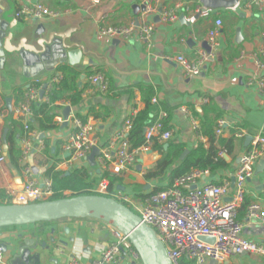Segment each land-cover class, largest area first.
<instances>
[{
	"label": "crops",
	"instance_id": "obj_1",
	"mask_svg": "<svg viewBox=\"0 0 264 264\" xmlns=\"http://www.w3.org/2000/svg\"><path fill=\"white\" fill-rule=\"evenodd\" d=\"M33 1L44 4L60 16L42 21L19 20L15 17L19 0H0L6 4L2 18L9 26L4 45L10 51L4 68L0 66V104L10 112L7 120L0 122V158H4L0 163V205L11 204V191L23 190L26 165L31 166L39 179L50 177L51 172L69 175L83 169L99 186L105 177L96 165L91 166L89 162L80 168L62 170L67 155L63 152L61 138L67 136L68 131V127H63V113L69 107L68 101L61 100L52 105L58 106L52 109L56 115L57 129L41 133L39 139L33 141L35 152L26 164L19 161L14 163L12 150L8 142H4L5 130L9 133V126L15 121L17 135L13 142L21 150L23 126L15 120L11 111L21 102L25 89L34 80L40 81L39 88L44 91L58 75L62 76L61 84L65 77L61 68L78 74L76 86L82 93V101L79 105H70L74 115L84 121L96 122L101 146L107 145L114 134L122 129L133 109L139 113L146 108L144 95L149 89L154 93L151 100L152 118L157 121L161 112L168 113L165 123L173 130V138L159 146L163 147V151L153 150V147L152 154L148 152L142 155L126 172L111 179L109 194L112 197L126 196L124 194L135 190L138 184L146 187L147 193H155L158 188H170L173 184L170 174L179 164L178 161L161 178L149 180L147 174L156 170L158 161L170 146H182L189 151L186 156L200 145L207 150L211 148L209 132L216 138L214 147H219V140H231L228 147L221 148L228 166L216 172L210 171L200 185L233 184L242 155L253 147L256 137L264 138V97L256 84L249 86L253 80L257 82V79L264 77V6L250 7L249 0H238L235 7L203 12L201 0H159L157 13L146 17L156 27L152 47L148 48L137 34L128 40H106L99 36L98 29L100 26H138L145 11L143 8L155 6L156 0H99L98 5L91 0ZM160 10L174 12L178 16L177 21L162 22ZM217 21L222 22L220 47L205 63L199 77L183 78L176 58L185 56L195 60L199 53L206 51L203 46ZM61 36L71 49H82L84 56L92 61L91 65L70 67L59 64L53 70H46L45 65L54 63L57 53L56 47L51 48L52 40H60ZM41 44L50 50L48 59H37V55L46 51ZM32 53L37 54L35 58ZM96 74H103L108 79L107 92L90 84V76ZM8 99L11 100L10 107ZM154 99L156 102H153ZM189 114L199 119L203 141L197 139L192 131ZM220 121L224 122V131L222 136L217 137ZM33 130L37 131V127L34 126ZM248 137L253 140L248 142ZM155 154L159 155L156 161L153 160ZM263 160L264 154L256 165L249 183L250 193L246 204L238 212V219L249 233L244 238L264 245V223L247 217V206L252 199L264 198ZM69 193L66 192L67 195ZM147 193L140 198L145 200ZM52 237L56 240L55 244L51 242ZM26 240H38L40 250L43 242L49 247V250H41V258L31 260L30 264H92L101 257L113 238L108 225L95 219H67L0 230L2 244L13 246ZM5 255L10 264L8 255ZM121 264L132 263L126 258ZM226 264H264V257L243 254Z\"/></svg>",
	"mask_w": 264,
	"mask_h": 264
},
{
	"label": "built area",
	"instance_id": "obj_2",
	"mask_svg": "<svg viewBox=\"0 0 264 264\" xmlns=\"http://www.w3.org/2000/svg\"><path fill=\"white\" fill-rule=\"evenodd\" d=\"M98 5L99 0H91ZM154 5L146 6L138 26L132 24L127 27L100 26L98 34L106 40H128L137 34L141 41L152 47L155 34V24L147 20V16L157 13L159 0ZM250 7L264 6V0H249ZM161 21L173 23L178 16L174 12H162ZM60 15L49 7L33 0H19V8L15 17L19 20L42 21L49 18H57ZM222 22L217 21L215 28L208 34V45L211 52L202 51L195 60L185 56L176 58L181 67L183 78L193 79L202 74L205 63L210 60L214 52L220 47ZM264 37V33H263ZM262 69L260 61L257 62ZM62 76L58 75L52 84L46 87V96L40 97V81L34 80L25 89L24 96L11 111L15 120L22 124L24 136L20 139L22 157L20 163H25L35 152L33 141L39 139L41 133L32 129L34 117L32 105L37 102L51 104L50 94L56 85L60 84ZM253 80L249 86L256 84L260 94L264 97V77ZM90 84L107 92L108 79L103 74L90 76ZM55 85V87L53 86ZM44 93V94H45ZM156 102V99L153 100ZM69 107L71 105L69 103ZM132 115L126 120L122 129L117 131L109 143L100 145L98 126L96 122L84 121L73 114L67 120V136L62 137L63 152L66 154L64 169L73 170L83 167L88 163V157L95 148L100 150L95 163L98 170L105 177L99 183L96 192L101 196L110 195L111 179L119 177L131 166L135 165L142 155L152 151L154 146L167 144L174 136L173 130L166 128L168 113L161 112L159 119L148 126L144 133L145 144L140 148H133L130 134L133 128V119L138 114L132 110ZM10 112L0 104V122L7 120ZM191 128L196 138L203 141L201 123L199 119L189 114ZM65 123V120L64 122ZM59 125V124H58ZM224 122L220 121L216 136H222ZM264 154V138L256 137L253 147L241 157L239 167L235 174L234 185L226 182L222 185L202 184L200 181L209 176L210 171L192 170L186 175L176 178L172 186L166 190L149 194L141 209L136 208L127 196L117 197L118 202L139 210L140 217L147 226L152 228L159 240L167 250L169 259L173 264H182L183 261L192 264H226L234 257L251 254L264 257V245L250 241L242 237L243 224L238 219L240 208L246 204L249 195V183L252 180L255 168ZM223 157V153H221ZM4 158H0V163ZM25 176L24 188L21 192H10L11 204L27 206L49 201L54 195L53 184L50 177L37 178L31 168L26 165L23 170ZM112 198V196H111ZM249 220H257L264 223V198L256 197L247 206ZM108 225L113 240L103 250L101 257L92 264H121L128 258L132 264H143L141 258L132 245L129 236L115 227ZM201 238L214 239L213 243L203 242ZM0 264H8L6 255L0 247Z\"/></svg>",
	"mask_w": 264,
	"mask_h": 264
},
{
	"label": "water",
	"instance_id": "obj_3",
	"mask_svg": "<svg viewBox=\"0 0 264 264\" xmlns=\"http://www.w3.org/2000/svg\"><path fill=\"white\" fill-rule=\"evenodd\" d=\"M201 5L204 7L203 12L207 10H218L235 7L238 4V0H201ZM6 9V4L0 2V66L3 69L7 62L9 50L5 49L4 40L7 37L8 22L3 20L2 15ZM145 7L143 8V11ZM162 10H160V13ZM57 37V36H55ZM53 44V45H52ZM51 48L56 47V58L54 63L45 65L46 70L54 69L59 64L68 65L70 67H77L81 64L84 66L91 65L92 61L85 57L82 49H71L63 41L61 36L60 40L53 39ZM55 44V45H54ZM45 47V52L39 56L32 53V57L37 55L38 60H44L49 58V49L45 44H41ZM204 49L210 53L211 49L208 42L204 44ZM16 58L15 56H10ZM45 91L40 92V97L44 96ZM7 104L10 107L11 100H7ZM65 123L63 127H67V120L71 115V108L67 107L64 110ZM8 130L4 133V142L7 143ZM44 135L42 136V138ZM252 137H248L247 141L251 142ZM167 147V145H166ZM153 151H149L152 154ZM189 151H185L182 158H184ZM100 155V150L95 148L92 154L88 157V162L91 166H95L96 157ZM159 158L158 154L153 156V160L156 161ZM261 165H264V160L261 161ZM99 172V171H98ZM235 179L233 180V185ZM67 219H95L109 224L125 235L129 236V239L138 252L143 264H173L169 259L167 250L163 243L157 237L156 232L143 223L141 217L135 214L128 206L118 202L117 200L99 195L78 196L72 198H65L61 200L45 201L37 204L19 206V205H0V230L11 227H24L32 226L42 223L58 222ZM54 230L52 235H54ZM203 242L213 243L214 239L201 238ZM51 242L55 244L56 240L52 237ZM0 247L4 253L8 255L10 264H30L31 260L37 261L41 258V250H49L47 243L43 242L41 250L39 249V241L26 240L22 243L20 241L16 245L2 244ZM216 264V262H211Z\"/></svg>",
	"mask_w": 264,
	"mask_h": 264
},
{
	"label": "trees",
	"instance_id": "obj_4",
	"mask_svg": "<svg viewBox=\"0 0 264 264\" xmlns=\"http://www.w3.org/2000/svg\"><path fill=\"white\" fill-rule=\"evenodd\" d=\"M61 70L65 73V77L61 84L51 92V104L49 105L46 103L37 102V104L32 105L34 117L31 121V127L32 129H34V126L35 128L37 127V131L40 133H47L57 129L55 122L56 115L54 110H52L58 107L52 106L57 101H68L74 106L79 105L82 101V93L76 86L78 74L70 71L68 68H61ZM153 96L154 93L152 89L147 90V93L144 95L146 108L142 112H139L133 119V128L130 134V141L133 148L135 149L140 148L145 144V130L148 126L156 122L152 118L153 107L151 105V100ZM165 124L166 128L168 129L167 123ZM15 126H17V123L12 121V126H9L7 142L12 150L13 162L17 164L22 157V152L20 149L16 148L13 142L17 135L15 132ZM208 135L210 137V141L212 142L211 148L207 150L203 147V145H200L195 151L190 153L183 160L180 159L184 154L185 149L182 146H170L169 149L164 152L163 158L158 161L156 170L147 174V179L151 180L161 178L174 165L175 161H178L179 164L171 171V183L174 182L176 178L186 175L192 170H209L211 172H216L222 168H227L228 165L221 156V148L228 147L231 143V140H219V147L217 148L213 146V143L216 140L214 134L209 132ZM153 150L163 151V147L154 146ZM50 177L53 183L54 191V195L50 201L78 196H100V194L95 191L98 187L97 183L91 179V175L86 170H75L69 175L51 172ZM158 191H163V188H158L155 192ZM66 192L70 193L67 195ZM106 197L111 198V195H106ZM182 264L192 263L183 261Z\"/></svg>",
	"mask_w": 264,
	"mask_h": 264
},
{
	"label": "rangeland",
	"instance_id": "obj_5",
	"mask_svg": "<svg viewBox=\"0 0 264 264\" xmlns=\"http://www.w3.org/2000/svg\"><path fill=\"white\" fill-rule=\"evenodd\" d=\"M212 184V183H210ZM146 188V187H145ZM145 188L142 187L141 185H137L135 187V190L133 191H129L126 192L124 195H126L129 198L130 202H133V204L135 203L136 208L141 209L144 205V199L142 200L140 197L143 196V193H147L145 192ZM148 195L151 194V192L147 193ZM115 198V197H112ZM117 200V199H116ZM129 205V204H126ZM130 209L137 215L140 216V212L139 210L135 209L134 207H130ZM92 220V219H91ZM94 220V219H93ZM51 223H56V222H51ZM12 228V227H11ZM248 230L245 227V225H243V229H242V237H245L246 235H248Z\"/></svg>",
	"mask_w": 264,
	"mask_h": 264
}]
</instances>
